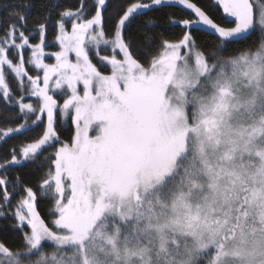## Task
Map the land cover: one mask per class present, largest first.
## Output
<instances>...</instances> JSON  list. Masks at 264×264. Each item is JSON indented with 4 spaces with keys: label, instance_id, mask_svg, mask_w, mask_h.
Wrapping results in <instances>:
<instances>
[{
    "label": "snow or ice",
    "instance_id": "6c2138e0",
    "mask_svg": "<svg viewBox=\"0 0 264 264\" xmlns=\"http://www.w3.org/2000/svg\"><path fill=\"white\" fill-rule=\"evenodd\" d=\"M165 2L113 19L107 0H49L30 30L29 5L3 6L0 101L20 122L0 142L40 131L0 162V219L21 241L0 240V264H264V0H215L226 25L175 0L195 17L171 20L182 35L137 39ZM26 163L35 190L8 179Z\"/></svg>",
    "mask_w": 264,
    "mask_h": 264
},
{
    "label": "trees",
    "instance_id": "16d2710c",
    "mask_svg": "<svg viewBox=\"0 0 264 264\" xmlns=\"http://www.w3.org/2000/svg\"><path fill=\"white\" fill-rule=\"evenodd\" d=\"M91 3V0H88ZM108 8L105 13L107 16H112L113 19L119 8H121L127 0H107ZM147 2V0H145ZM198 6L202 8L216 23L221 25H226L228 18L223 13L222 8L218 6L215 0H192ZM23 3L30 6V12L27 18V28L32 29L41 19L44 13L46 5L49 3V0H0V35L3 34L4 28L9 23L7 19V13L11 11V8H4V5ZM61 3L67 5H76L78 0H61ZM56 17H53L55 20ZM194 14L190 10L185 9L182 5L176 4L175 0H166V2L159 6H153L150 10H147L146 13L138 17L134 23L131 25V30L137 39H142L144 35V30L147 28L150 34L156 36L159 39L161 36L164 38L175 39L182 35L181 27L175 26L171 23V20H182V19H194ZM151 20L152 24L148 25L146 22ZM108 31H111V23H106L105 25ZM193 35H195L202 44H207L211 47L214 42V37L208 35L201 31L193 30ZM53 39V31L50 28L48 32V40ZM35 42V41H33ZM57 50L54 47H49L46 49L48 52ZM105 54V53H102ZM28 55V52H25V56ZM31 71V69H30ZM34 74V73H33ZM9 83L15 88V83L11 79ZM20 121L15 118V109L11 106H5L2 101H0V127L7 126H17ZM39 128L34 131L28 132L26 134L14 135L10 138H7L6 141L0 142V162L4 157L10 159L8 153L13 147L17 149L23 143L28 142L29 140L36 137L39 133ZM71 135V130L65 125L61 129L62 139H69ZM48 151H52L49 149ZM19 177L23 183L27 186L33 187L35 190L37 187V182L42 179L40 172L35 168L31 163H26L22 166H15L8 171V179L10 181H15ZM20 197L18 195L12 197V205L14 206L17 200ZM51 205L48 200L40 198L38 200V211L41 213L42 217L45 218L48 222L51 217L48 215ZM13 221L9 219H0V240L7 241L12 243L15 241L19 244L20 237L11 227Z\"/></svg>",
    "mask_w": 264,
    "mask_h": 264
},
{
    "label": "rangeland",
    "instance_id": "374dc122",
    "mask_svg": "<svg viewBox=\"0 0 264 264\" xmlns=\"http://www.w3.org/2000/svg\"><path fill=\"white\" fill-rule=\"evenodd\" d=\"M228 19H230V18H228ZM46 62L47 63H54V59L46 57Z\"/></svg>",
    "mask_w": 264,
    "mask_h": 264
}]
</instances>
